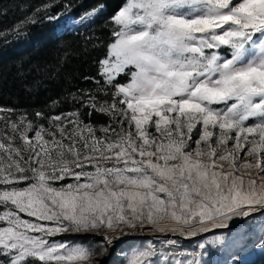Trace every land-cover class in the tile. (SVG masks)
<instances>
[{"label":"snow or ice","instance_id":"obj_1","mask_svg":"<svg viewBox=\"0 0 264 264\" xmlns=\"http://www.w3.org/2000/svg\"><path fill=\"white\" fill-rule=\"evenodd\" d=\"M75 6L44 0L0 39ZM105 7L97 0L77 23ZM106 23L97 73L83 77L91 87L42 107L0 106V264H106L137 232L195 237L243 220L247 238L264 216V0H123ZM260 223L254 246L264 249ZM203 255L161 249L154 259L149 241L124 264Z\"/></svg>","mask_w":264,"mask_h":264},{"label":"trees","instance_id":"obj_2","mask_svg":"<svg viewBox=\"0 0 264 264\" xmlns=\"http://www.w3.org/2000/svg\"><path fill=\"white\" fill-rule=\"evenodd\" d=\"M44 0H0V30L14 25ZM97 0H74L69 13L78 16ZM123 0H104L105 10L84 29H58V21L31 25L27 35L0 39V106L18 109L42 107L50 99L77 87H91L83 77L95 76L96 61L105 52L111 34L108 17ZM54 9L53 11H59ZM68 15V14H67ZM99 78V77H97ZM64 104L61 110H68ZM97 124L107 123L104 116H94Z\"/></svg>","mask_w":264,"mask_h":264},{"label":"rangeland","instance_id":"obj_3","mask_svg":"<svg viewBox=\"0 0 264 264\" xmlns=\"http://www.w3.org/2000/svg\"><path fill=\"white\" fill-rule=\"evenodd\" d=\"M78 16L66 15L58 21V29L79 30L87 28L94 20L84 24L77 23ZM257 223L253 225L251 236L244 237L242 234L244 229L240 227L244 224L243 220H236L231 225L235 228L227 230H212L208 233H201L195 237H181L178 233H152L148 231L137 232L126 236L115 244L114 249H109V253L104 258L106 264H124L125 256L132 248L144 247L150 241L157 251V257L160 259V251L163 249L164 253H196L203 251L206 255L201 257L203 264H228V262L239 256L241 264H264V249L254 246L259 244V236L261 232V221H264V216L257 215L255 217ZM247 227V225H245ZM223 234V242H219L213 247L210 241L213 236ZM182 238L178 241L177 247H168L163 245V241L172 238ZM89 240L93 242L99 241V237L89 236ZM176 240V239H175ZM205 243V249H199V244ZM181 259L190 258L188 256L180 257Z\"/></svg>","mask_w":264,"mask_h":264},{"label":"water","instance_id":"obj_4","mask_svg":"<svg viewBox=\"0 0 264 264\" xmlns=\"http://www.w3.org/2000/svg\"><path fill=\"white\" fill-rule=\"evenodd\" d=\"M235 226H236V224L235 225L233 224L228 229L235 228ZM213 230L217 231V230H226V229H213Z\"/></svg>","mask_w":264,"mask_h":264},{"label":"built area","instance_id":"obj_5","mask_svg":"<svg viewBox=\"0 0 264 264\" xmlns=\"http://www.w3.org/2000/svg\"><path fill=\"white\" fill-rule=\"evenodd\" d=\"M172 239H176L177 241H179L181 238H176V237H175V238H172Z\"/></svg>","mask_w":264,"mask_h":264},{"label":"bare ground","instance_id":"obj_6","mask_svg":"<svg viewBox=\"0 0 264 264\" xmlns=\"http://www.w3.org/2000/svg\"><path fill=\"white\" fill-rule=\"evenodd\" d=\"M227 230V229H226ZM182 239V238H181ZM180 241V240H179Z\"/></svg>","mask_w":264,"mask_h":264}]
</instances>
